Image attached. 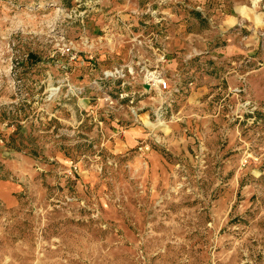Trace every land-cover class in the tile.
Here are the masks:
<instances>
[{"label": "rangeland", "instance_id": "374dc122", "mask_svg": "<svg viewBox=\"0 0 264 264\" xmlns=\"http://www.w3.org/2000/svg\"><path fill=\"white\" fill-rule=\"evenodd\" d=\"M0 264H264V0H0Z\"/></svg>", "mask_w": 264, "mask_h": 264}, {"label": "built area", "instance_id": "2783aa9c", "mask_svg": "<svg viewBox=\"0 0 264 264\" xmlns=\"http://www.w3.org/2000/svg\"><path fill=\"white\" fill-rule=\"evenodd\" d=\"M72 57L75 58L76 54L72 53ZM169 61L170 60L168 58L167 52L161 51L159 53V58H158V62L156 64V67H153L154 68L153 70H152V68H148L145 66V74H144L145 75V81L143 83V86H144L143 91L144 92H146V93L151 92V91L156 90V88H159L163 92H168L171 89V83H170L169 79L167 78V76H165V74H163L162 71L157 70L160 63L166 64ZM127 68H128V71L130 73H133V71H131L130 67H127ZM119 75H124L122 70L119 68L109 69V70H106L104 72L105 79H110V78H113V77L119 76ZM145 84H148L149 86L145 87ZM175 90L178 91L177 88ZM104 99L107 102H110V100H111L109 95H106L104 97Z\"/></svg>", "mask_w": 264, "mask_h": 264}, {"label": "crops", "instance_id": "0c3cea01", "mask_svg": "<svg viewBox=\"0 0 264 264\" xmlns=\"http://www.w3.org/2000/svg\"><path fill=\"white\" fill-rule=\"evenodd\" d=\"M114 7H111L110 9H114ZM182 28L180 27L179 32L178 30H174V35L172 36V44L175 47L180 46L181 44H188L187 40L189 41V36L185 35L183 32L181 33ZM192 38V37H191ZM181 43V44H180ZM177 64L176 61L173 62L171 65L172 67H175ZM222 77H216L214 87H209L208 85H204L199 87L195 92H193L190 95V98L188 100L189 102V108L193 110L200 109L202 106H207L210 101H212V97L216 94H221L222 92ZM209 97V98H208Z\"/></svg>", "mask_w": 264, "mask_h": 264}, {"label": "water", "instance_id": "95a60500", "mask_svg": "<svg viewBox=\"0 0 264 264\" xmlns=\"http://www.w3.org/2000/svg\"><path fill=\"white\" fill-rule=\"evenodd\" d=\"M149 85L148 84H145V87H148Z\"/></svg>", "mask_w": 264, "mask_h": 264}]
</instances>
